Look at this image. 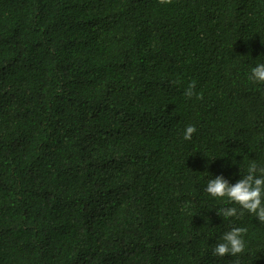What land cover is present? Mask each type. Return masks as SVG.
I'll return each instance as SVG.
<instances>
[{
    "label": "trees",
    "instance_id": "trees-1",
    "mask_svg": "<svg viewBox=\"0 0 264 264\" xmlns=\"http://www.w3.org/2000/svg\"><path fill=\"white\" fill-rule=\"evenodd\" d=\"M261 63L264 0H0V264H264L205 191L264 166Z\"/></svg>",
    "mask_w": 264,
    "mask_h": 264
},
{
    "label": "clouds",
    "instance_id": "clouds-1",
    "mask_svg": "<svg viewBox=\"0 0 264 264\" xmlns=\"http://www.w3.org/2000/svg\"><path fill=\"white\" fill-rule=\"evenodd\" d=\"M172 0H159L161 4H170ZM249 79L254 83L264 84V63L257 64L251 69ZM194 84H189L185 90L186 98L191 99L194 95ZM198 98H202L198 97ZM197 131L193 125H188L184 130L183 138L191 140ZM241 175V171H240ZM241 179L235 184H229L223 176L210 179L205 187V191L212 198L227 199L232 207H222L217 211V215L224 220L229 218L239 219L245 213L253 215L260 223H264V166H258L252 162L247 168V172L241 175ZM238 206V207H237ZM246 227H232L220 238V242L213 249V255L218 257L239 256L245 252Z\"/></svg>",
    "mask_w": 264,
    "mask_h": 264
}]
</instances>
